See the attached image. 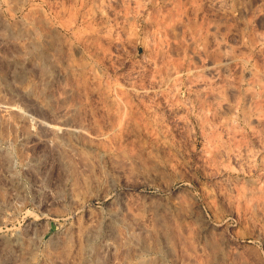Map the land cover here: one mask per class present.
<instances>
[{"label":"rangeland","instance_id":"rangeland-1","mask_svg":"<svg viewBox=\"0 0 264 264\" xmlns=\"http://www.w3.org/2000/svg\"><path fill=\"white\" fill-rule=\"evenodd\" d=\"M0 264H264V0H0Z\"/></svg>","mask_w":264,"mask_h":264}]
</instances>
